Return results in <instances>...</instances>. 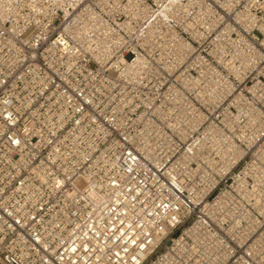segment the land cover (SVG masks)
<instances>
[{
	"label": "built area",
	"instance_id": "1",
	"mask_svg": "<svg viewBox=\"0 0 264 264\" xmlns=\"http://www.w3.org/2000/svg\"><path fill=\"white\" fill-rule=\"evenodd\" d=\"M0 264H264V0H0Z\"/></svg>",
	"mask_w": 264,
	"mask_h": 264
}]
</instances>
